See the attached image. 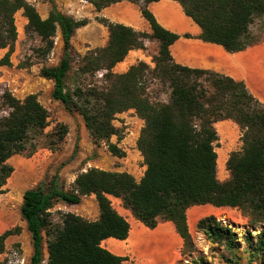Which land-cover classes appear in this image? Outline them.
<instances>
[{"label":"trees","instance_id":"trees-1","mask_svg":"<svg viewBox=\"0 0 264 264\" xmlns=\"http://www.w3.org/2000/svg\"><path fill=\"white\" fill-rule=\"evenodd\" d=\"M47 19L28 0H0V49H8L0 59V67L12 66L11 57L18 39L16 14L23 11L27 19L26 33L40 37L44 44L39 50L43 58L53 51L60 31L63 54L59 63L43 67L41 77L52 80L53 99L60 101L71 113H79L89 135L95 142H105L109 151L119 157L125 152L112 143L120 130L115 117L135 110L144 121L137 141L146 170L138 181L128 172H113L90 168L77 175L70 191L60 185L59 174L43 181L23 194L21 218L27 225L33 249L30 264H44V244H47V264H124L102 246L108 238L126 240L130 224L112 206L108 196L120 198L126 209L146 227L155 229L160 221L174 223L184 240V248L193 252L194 242L187 222V210L193 206L212 205L241 210L253 227V235H244L249 262L264 264V105L243 82L215 72L193 69L176 64L170 46L179 35L164 29L149 11L148 5L158 0H128L140 4L143 17L152 33L136 32L133 28L115 24L105 18L97 21L108 28L109 41L103 48L84 57V72L106 70L109 86L98 88L78 85L67 89L72 70V40L78 29L89 24L58 10L53 0ZM97 11L122 0H84ZM185 13L202 29L201 39L221 45L230 53L247 49L264 37L255 38L252 27L264 18V0H177ZM145 41H158L159 51L153 72L170 87L168 103H154L146 93L144 62L133 65L126 73H113L117 63L125 60L131 50L145 49ZM0 105V196L6 192L8 179L14 172L9 160L16 155L33 156L49 125V111L37 94L24 99L5 90ZM3 110L7 111L2 115ZM233 120L242 131V148L232 152L227 161L230 178L218 179V131L214 124ZM69 129L60 125L54 133V148L64 142ZM78 151L75 147L74 155ZM74 157V156H73ZM94 195L100 217L89 221L74 213H65L54 222L51 210L59 202L70 206L82 203V198ZM207 240L223 247L230 264H242L236 254L240 248L238 234L214 215L197 224ZM22 232L20 226L0 235L1 257L6 252V240ZM46 235V242L45 237ZM190 264H207L203 258Z\"/></svg>","mask_w":264,"mask_h":264},{"label":"rangeland","instance_id":"rangeland-1","mask_svg":"<svg viewBox=\"0 0 264 264\" xmlns=\"http://www.w3.org/2000/svg\"><path fill=\"white\" fill-rule=\"evenodd\" d=\"M28 1L33 5L38 4L36 0ZM15 18L18 39L11 57L12 66H3L2 70L0 69V105L4 91L9 90L19 99H24L29 94H37L39 101L49 111V125L36 153L31 157L16 155L8 161L14 167V172L7 181L6 192L0 196V216L11 215L17 219L20 218L24 224L20 213L24 192L36 187L43 181H50L57 173L60 177L62 189L70 191L77 175L86 172L90 168L127 172L132 165H135L138 170H141L144 161H142V155L137 148V141L144 127V121L135 110H128L115 117L114 124L120 130V133L113 136L111 142L117 144L125 152L126 155L123 158L113 155L105 142L95 144L86 129L83 117L77 112L67 111L60 101L53 99L54 82L40 75L43 67L56 66L61 59L63 44L59 47L58 34L54 39L55 45L52 53L47 58H43L39 52L44 47L40 37L32 33H26L27 24H23V20H25L23 13L16 14ZM76 18L83 20L84 17L79 16ZM252 32L255 38L264 37V18L256 20ZM97 35H100V32L90 25L76 32L72 40L74 48L73 63L67 79V89L74 90L78 85L98 88L109 86V81L104 77L107 74L106 70H99L95 73H86L82 70L84 57L91 51L102 48L99 47L101 43L91 48L89 40ZM145 44L143 50L134 49L138 51V58L131 63V66L138 65L141 62L149 65L150 69L145 71L143 84L146 87V93L154 103H168L170 87L153 72L156 65L155 58L158 56L159 51L158 43L156 41H145ZM132 54L135 55V53ZM1 114L6 115L7 111L3 110ZM60 125H66L69 132L64 142L58 145L57 149H52L55 147L53 142L56 140L53 135ZM219 140H222L221 137H219ZM223 141L221 143L216 142L217 151L226 145ZM234 142L236 147L233 152L240 151L242 148L241 138H237ZM76 145H78V151L74 155ZM218 178L222 182L229 179L227 166L224 170H218ZM85 202L89 210V212L87 211L88 214H93L94 204L89 201ZM83 210L85 211V209L78 206H70L59 202L51 210L52 219L54 222H60L63 214L74 213L80 215ZM217 219L225 225H229L238 234L240 248L236 250V254L242 264H250L249 254L244 250L246 245L243 237L248 231L252 232L253 235L259 233L260 227H253L248 217L236 208L223 209ZM44 237L46 242L45 234ZM192 237L194 242L193 252L187 247L183 248L179 264H190L193 260L199 258H203L207 264H230L226 260L230 257V254L223 247L210 243L205 234L199 231L198 228L192 231ZM23 244L27 249L28 244L25 238ZM1 260L4 264H30V259L24 256L21 243H15L9 238L6 240V252L2 255ZM44 264H47L46 258Z\"/></svg>","mask_w":264,"mask_h":264},{"label":"crops","instance_id":"crops-1","mask_svg":"<svg viewBox=\"0 0 264 264\" xmlns=\"http://www.w3.org/2000/svg\"><path fill=\"white\" fill-rule=\"evenodd\" d=\"M36 1H38V4L34 6L39 11L41 17L43 19H47L52 8L50 1ZM53 1L60 12L72 16L75 19H77L76 17L83 16V19H88L90 21L88 25L81 27L77 31L90 25L100 32V35L92 37L89 40L91 48L98 46L100 43L99 47L103 48L109 41L108 28L101 25L97 21V18H105L112 23L131 27L136 32L148 34L152 33L149 22L142 15L140 4H135L128 0L112 4L101 11H97L92 4L84 0ZM81 3L85 4L82 5ZM148 9L164 29L179 35V39L170 46V54L176 64L193 69L215 72L220 75L230 77L237 82H243L248 91L264 105V39L252 46H249L243 51L230 53L221 45L203 41L201 39V27L185 13L182 5L177 0H158L151 2L148 5ZM20 13H23V11L21 10L17 14ZM76 14L78 16H75ZM27 22L28 21L25 18V20H23V24L26 25ZM156 42L159 47V42ZM58 43L59 47L63 44L60 31L58 32ZM7 51L8 49H0V59L5 56ZM79 51L81 52V50ZM137 52L138 51L131 50L124 61L116 64L112 70L113 73H126L131 67V63L138 58ZM132 53H135V55ZM2 68L3 66L0 67L1 70ZM214 126L219 133V137H221V139L224 140L223 143L226 144L221 149V155L219 153L220 150L217 151L216 149L218 154L217 163L221 160V167L218 166V170H224L227 166L230 154L236 147L234 141L237 138H241L242 131L239 125L230 119L218 121L214 124ZM222 140L217 142L221 143ZM141 158L143 159V157ZM145 170L146 166L143 163L141 170H138L135 165H132L130 170H127V172L140 181V179L144 176ZM108 197L112 202L113 208L130 224V232L129 237L126 240H118L115 238H108L104 240L102 242V246L105 249L117 256L127 258L124 264H179L182 258V250L185 243L182 237L178 234L173 222L160 221L155 229H150L137 220L130 210L124 207L120 198L113 196ZM85 201H89L94 204L93 214H88L89 210ZM95 201L96 198L94 195L82 198V203L77 205L79 208L85 209V211L83 210L80 214L81 217L89 221H97L99 219V206ZM226 208L228 207L219 208L209 204L190 207L186 214L191 234L192 231L197 228V224L201 219L211 215L218 218L223 212V209ZM15 226H20L22 228V232L19 235L10 236L9 239L15 243H21L24 256L27 259H30L33 249L26 223L24 222L23 224L20 218L17 219L11 215L0 216V235ZM155 235L161 237L164 244V246H162V248L158 251H154V243H152V238ZM24 238L28 244L27 249L23 244ZM44 252L45 258L48 260L46 243L44 244ZM170 252L172 253L170 254ZM166 253L167 255H165Z\"/></svg>","mask_w":264,"mask_h":264},{"label":"bare ground","instance_id":"bare-ground-1","mask_svg":"<svg viewBox=\"0 0 264 264\" xmlns=\"http://www.w3.org/2000/svg\"><path fill=\"white\" fill-rule=\"evenodd\" d=\"M221 150L219 151V153H220V155H221ZM219 165V167H221V160H219V163H218ZM226 165V164H225ZM24 179V178H23ZM26 179V178H25ZM22 182H23V180H21ZM152 243H154L153 245H154V251H158V250H160L161 248H162V246H164V244H163V241L161 240V237H159V236H157V235H155V236H153V238H152ZM147 245V244H146ZM166 247V246H165ZM171 248V247H170ZM167 249H169V248H167ZM162 251V250H161ZM169 251H171V250H169ZM165 253V252H164ZM172 252H170V254H171ZM159 254H161V253H159ZM165 255H167V253L165 254ZM169 255V254H168Z\"/></svg>","mask_w":264,"mask_h":264}]
</instances>
